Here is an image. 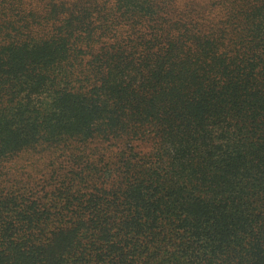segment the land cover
<instances>
[{
  "label": "trees",
  "instance_id": "trees-1",
  "mask_svg": "<svg viewBox=\"0 0 264 264\" xmlns=\"http://www.w3.org/2000/svg\"><path fill=\"white\" fill-rule=\"evenodd\" d=\"M0 264H264V0H0Z\"/></svg>",
  "mask_w": 264,
  "mask_h": 264
}]
</instances>
